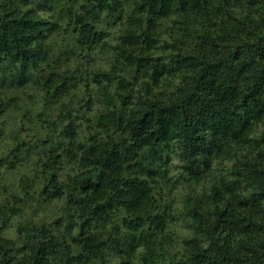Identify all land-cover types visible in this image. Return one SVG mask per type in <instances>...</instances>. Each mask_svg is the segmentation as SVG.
Segmentation results:
<instances>
[{"label":"trees","instance_id":"16d2710c","mask_svg":"<svg viewBox=\"0 0 264 264\" xmlns=\"http://www.w3.org/2000/svg\"><path fill=\"white\" fill-rule=\"evenodd\" d=\"M124 2L0 0V115L26 107L0 125V181L35 159L0 216L59 214L21 222L18 248L2 218L0 264H264V0ZM169 181L210 184L177 253Z\"/></svg>","mask_w":264,"mask_h":264},{"label":"rangeland","instance_id":"374dc122","mask_svg":"<svg viewBox=\"0 0 264 264\" xmlns=\"http://www.w3.org/2000/svg\"><path fill=\"white\" fill-rule=\"evenodd\" d=\"M131 1L132 0H125V14H129L132 9H131ZM101 18V17H100ZM66 18H63V20ZM61 22V21H60ZM63 23V22H62ZM64 24V23H63ZM101 25L102 27H105V29L108 30V38L110 40H116L118 32L121 31L122 28V21L119 20L117 17H110V16H102L101 19ZM103 56V55H100ZM99 65L105 66V64L102 61H99ZM31 90V89H30ZM26 99V94L23 96L22 104L25 105ZM30 99V98H29ZM14 100H11V106L9 105L8 108L6 109L5 112L0 115V125L3 126V128H6V124H8V128H6V132H8V129L11 127V129L16 130V128H20L23 125V120H25L26 115H25V110L24 108L26 107H21L19 108L15 104H13ZM25 101V102H24ZM51 121H56L54 117H48ZM31 125V124H30ZM28 123V126H30ZM26 126V125H25ZM32 126V125H31ZM33 130H29V132L24 131L23 135L30 139L33 134ZM4 136V135H3ZM7 139V142H9V139ZM5 144V141L2 142ZM6 151L4 150V147L0 143V158L4 156ZM173 158V157H172ZM34 158L29 159L27 162L28 163H23V162H14L15 168L6 170V174L3 177V180L0 181V202L3 201V199L9 195L8 189L6 190L3 185H6V187L11 189L12 185H17L18 179L20 175L28 172H33L34 169ZM173 166L175 167L178 163V160L172 159ZM1 164V162H0ZM231 161H225L221 163L220 167L222 171H227L228 167L230 166ZM8 165L4 163L2 166H0V170H5L4 167H7ZM173 168V167H172ZM177 168H174L171 171V175L176 174ZM170 180V179H169ZM173 180V179H172ZM173 181L166 182L164 185H162V194H165V196L168 195V199L171 200V202L175 205L177 211L175 214V219L172 222L171 225V235H170V242H171V252L177 253L179 251H182V242L186 237L191 236V230L190 227L187 226V223L185 221V214H184V209L185 205L187 202H185V198L187 197L188 194H193L195 195L196 199L199 198L200 200H204L208 190H210V184L209 183H202V184H196L192 187H187V186H179L178 184H174ZM159 194V191H157ZM163 195V197H165ZM12 198V196H10ZM13 199V198H12ZM32 205H28L27 207H23V211L19 214H13V213H8L4 217L0 216V220L2 218L7 222V225L5 226L4 229V234L6 237H9L11 239H15L17 242V248L19 247L20 243V234L18 232V228L20 226L21 222H25L27 220H31L34 222H39L40 220H48L49 222H53L56 220V216H59L57 213V208H56V203L51 204V205H46L48 201L43 200L41 202H30ZM45 205V207H44ZM183 211V213H182ZM1 261V259H0Z\"/></svg>","mask_w":264,"mask_h":264}]
</instances>
